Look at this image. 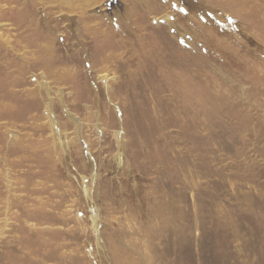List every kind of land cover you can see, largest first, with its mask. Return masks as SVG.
Here are the masks:
<instances>
[{"label":"rangeland","instance_id":"obj_1","mask_svg":"<svg viewBox=\"0 0 264 264\" xmlns=\"http://www.w3.org/2000/svg\"><path fill=\"white\" fill-rule=\"evenodd\" d=\"M0 264H264V0H0Z\"/></svg>","mask_w":264,"mask_h":264},{"label":"bare ground","instance_id":"obj_2","mask_svg":"<svg viewBox=\"0 0 264 264\" xmlns=\"http://www.w3.org/2000/svg\"><path fill=\"white\" fill-rule=\"evenodd\" d=\"M41 65H43L44 63H49V58H48V55H47V52L45 51V53H43V57H42V61L40 62ZM36 64L34 61H30L29 62V66H32L34 67ZM48 65V64H47ZM45 66V65H44ZM38 67V66H37ZM32 93V89H31V92ZM26 96V95H25Z\"/></svg>","mask_w":264,"mask_h":264}]
</instances>
